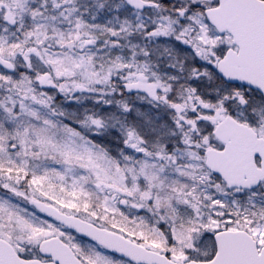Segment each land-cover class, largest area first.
<instances>
[{"label": "snow or ice", "instance_id": "1", "mask_svg": "<svg viewBox=\"0 0 264 264\" xmlns=\"http://www.w3.org/2000/svg\"><path fill=\"white\" fill-rule=\"evenodd\" d=\"M0 264H264V0H0Z\"/></svg>", "mask_w": 264, "mask_h": 264}]
</instances>
